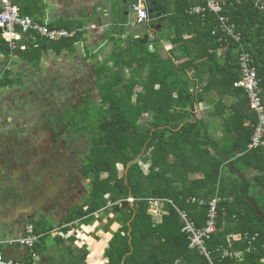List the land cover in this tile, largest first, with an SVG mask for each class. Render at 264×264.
Instances as JSON below:
<instances>
[{
	"label": "trees",
	"instance_id": "obj_1",
	"mask_svg": "<svg viewBox=\"0 0 264 264\" xmlns=\"http://www.w3.org/2000/svg\"><path fill=\"white\" fill-rule=\"evenodd\" d=\"M163 1L164 10L158 15H166L169 31L174 29L170 43L178 44L180 54L170 50L169 57L160 56L154 46L162 34L151 39L144 32L138 38L129 36L125 43L119 37L114 39L109 60L95 68L98 106L86 102L78 114L67 117L72 132L92 134L82 176H93V180L84 204L69 212L64 222L68 227L63 231L75 240L74 224L88 226L95 214L111 209L114 217L104 228L112 234L104 253L106 264H264V149H247L257 117L244 91L234 87L242 47L253 58L264 105V10L255 8L250 0H219L226 3L222 15L228 19L227 25L240 38L235 43L214 14H205L203 19L189 14L192 7L204 6L203 0ZM40 3L15 0L21 16L43 24L37 19L43 9ZM127 17L125 10L118 23L124 26ZM47 27L76 33L57 42L36 34L33 40L26 36L17 45L26 44L28 49L11 55L8 43L0 37V57L6 62L16 57L40 69L44 55L74 53L75 45L83 41L80 22L60 20ZM124 31L118 25L114 30L119 35ZM126 70H130L128 77ZM103 73H109V78L100 82ZM11 75V70H3L0 89L22 85L21 78ZM226 96L235 99L234 103L227 106ZM200 104L211 107L208 120H222L219 140L210 134L209 121L195 114ZM139 161L149 162L147 174ZM117 165L123 167L122 176ZM247 174L254 175V184ZM215 196L220 199L216 230L206 241L205 256L189 248L180 213L201 229ZM191 198L197 202L191 203ZM153 200L163 205L160 224L148 213ZM115 222L120 226L111 232ZM29 224L41 235L40 242L53 229L43 219ZM39 246L37 243L34 250L38 252ZM224 249L241 251V259L222 257Z\"/></svg>",
	"mask_w": 264,
	"mask_h": 264
},
{
	"label": "rangeland",
	"instance_id": "obj_2",
	"mask_svg": "<svg viewBox=\"0 0 264 264\" xmlns=\"http://www.w3.org/2000/svg\"><path fill=\"white\" fill-rule=\"evenodd\" d=\"M79 6L76 2L73 7L80 11L77 17L89 20L92 14L82 16L84 9ZM131 16L134 20V15ZM137 25L131 27V34L140 33ZM106 48L100 44L99 48L87 52L79 46L78 55L56 58V61L55 56L49 54L50 57L44 58L39 65L41 69L15 60L16 57L10 62L0 58V76L6 68L13 73L10 77H23L22 85L0 89V231L4 224L8 229L14 227L9 223L15 218L19 224L27 221V216L34 211L31 205L41 207L38 208L39 218L53 208L47 216L52 213L50 218L56 221L67 214L70 206L84 204L93 176L88 179L82 176V163L92 134L72 132L67 117L78 114L86 102L98 106L100 94L95 68L109 60L112 49ZM124 72L128 77L130 70ZM108 78L109 73H103L100 82ZM140 90L136 88L137 92ZM212 129L209 130L211 135ZM139 166L144 174L148 173L149 162L139 161ZM116 168L122 176L123 167L117 165ZM248 180L255 183L253 177ZM128 202L132 203V199ZM3 216L6 219L3 220ZM113 217L111 209L99 212L86 230L78 231L84 232V237L92 229L99 233ZM119 226L115 222L110 228L117 230ZM3 234L13 237L15 231L0 233V239Z\"/></svg>",
	"mask_w": 264,
	"mask_h": 264
},
{
	"label": "crops",
	"instance_id": "obj_3",
	"mask_svg": "<svg viewBox=\"0 0 264 264\" xmlns=\"http://www.w3.org/2000/svg\"><path fill=\"white\" fill-rule=\"evenodd\" d=\"M40 2L43 9L41 10V12L37 13V19L41 22L49 24L61 20L64 22L75 21L82 23V28L80 31L84 32L83 41L75 45L74 53L65 51L58 56L53 53H49L50 55L53 54L55 56V61L56 58L59 60L67 57L73 58V56L78 55L79 46H81L84 51H88L89 49L93 51L95 47L99 48L100 44L102 48L107 47L106 49H108L110 47V49H113L114 39H117L119 37L122 42L125 43L129 36L138 38L139 36L143 35L144 32L148 33L151 39H158V35H163L161 39H158V45L154 46V48H159V54L162 58L169 57L170 50H173L176 55L180 54V51L177 49L178 44L174 46L172 43H170V40L173 38L174 29L172 28L171 31H169V26L167 25L166 21V15H158L159 12H162L164 10V7L162 6V3L164 2L163 0H140L139 4L143 5L147 9L149 15V23L147 26L136 24V16L133 8H129L128 0H40ZM73 2H77V6L80 5L79 7H83L84 12H81L82 16L85 15V17H88V15L92 14V17L89 20H86V18L82 19L81 16L77 17L80 11L76 10V7L73 9V7L75 6V3ZM69 4L72 5H70L69 7ZM81 4L83 6H81ZM125 10H127L128 17L127 23L123 26L118 22L120 20V15L125 12ZM131 15H134L135 21L132 20ZM117 25L125 27L123 35H119V33L115 34L114 30ZM134 25L140 27V33L131 34V27ZM154 48L150 46L149 49L150 51H153ZM218 53L220 55L221 51H218ZM49 54L44 55L42 57V60L44 58L50 57ZM0 58L3 59L2 57ZM14 78H21V80L23 81L22 76H16ZM17 85L19 84H15L12 88L16 87ZM234 101L235 99L230 96H226L224 99V103L227 106L234 103ZM210 109L211 107H208L205 104H200L196 108L195 113H197L198 118L203 117L205 118V120H208L206 118V115L210 111ZM208 121L210 123V128H213V137L218 140L222 138V120L214 118ZM246 176L249 179L252 177L254 178L253 174H247ZM253 182H251V184H254ZM85 197L86 196H83V198ZM76 205H80V203L70 206V210L67 212V214H65L62 219L56 221H53V219L51 220L50 216L52 213L47 216V213L53 210V208L48 212L43 211L44 213L39 218L38 208L41 207H35L31 205L29 207H32L31 210L34 211L31 212L32 214L30 216H27V221L19 224V222L15 221V218L13 222L9 223L13 226L15 225L10 229H8L4 224L5 227H3L0 233H6V231L10 232L11 230L15 231V235L13 237L10 235L9 237H7V235L3 234L4 237L0 239V242H5V244L0 248L4 257L13 261L27 259L29 257L28 249L23 247L21 244H17V240H20L23 237V228L27 224H29L30 221L43 219L45 220V222L47 220L48 222L46 223L49 225L51 224L53 229L43 242H38L40 245V249L38 250V252L36 251V253L38 255L39 264H106L107 259L104 258V253L108 248L109 242L112 239V234H110L108 231H105V229H100L99 233H94L93 229H90L91 231H88L86 236L84 237V232L79 233L78 230H81L83 228L86 230V226L74 224L73 227H75L76 229L75 240L69 239L71 236L69 233H64L63 230L68 227L64 225V222L71 209L74 207H78ZM162 206V202L159 200H153L150 202L148 213L151 215L152 220L155 224H160L162 216L165 214ZM63 209L64 208H62V210ZM29 217L33 218L30 219ZM2 219L4 220L6 219V217L3 216ZM3 223H5V221ZM110 231L115 232L116 230L110 228ZM38 236L39 238L41 237V235ZM84 253L87 254L84 260H82V256L84 255ZM175 264H177V261L175 262Z\"/></svg>",
	"mask_w": 264,
	"mask_h": 264
},
{
	"label": "built area",
	"instance_id": "obj_4",
	"mask_svg": "<svg viewBox=\"0 0 264 264\" xmlns=\"http://www.w3.org/2000/svg\"><path fill=\"white\" fill-rule=\"evenodd\" d=\"M204 6H195L189 10V14L200 16L202 19L205 14H214L218 18L221 29L226 31L235 43L240 42L239 36L233 33L234 28L227 25L228 19L222 15L225 2L219 0H203ZM236 3L239 0H234ZM258 10H264V0H250ZM140 2V1H139ZM136 16V24L147 26L149 23L147 9L138 4L133 7ZM76 31H67L65 29H52L47 27V24H39L30 17H23L20 15L18 6L15 0H1L0 1V37L8 43L10 55L19 51H26L28 46L26 44L17 45V41L29 36L32 38L33 34L44 38L48 42H57L62 39H70L75 36ZM225 36V35H224ZM30 38V39H31ZM224 38V40H228ZM33 40V38L31 39ZM237 64L239 70V80L234 84L236 88H240L247 96L250 110L257 117V124L254 127L253 134L248 144V150L264 149V105L259 88V79L257 78L256 70L253 66V58L250 53L239 47ZM133 202V200H132ZM191 203H196L194 198L190 199ZM220 199L215 196L208 204V213L205 225L201 229H197L195 225L190 222L187 216L180 213L181 221L183 223L182 233L188 234L189 248L197 249L200 253L208 256L206 250V241L216 230V219L218 213V204ZM202 204V201H198ZM39 236L34 233L33 226L28 224L24 228V235L17 244H21L29 251V257L23 260L6 259L0 249V264H39V259L34 246L39 242ZM5 242H0V248ZM11 244V243H10ZM222 257L239 260L242 257V252H230L229 250H222Z\"/></svg>",
	"mask_w": 264,
	"mask_h": 264
},
{
	"label": "water",
	"instance_id": "obj_5",
	"mask_svg": "<svg viewBox=\"0 0 264 264\" xmlns=\"http://www.w3.org/2000/svg\"><path fill=\"white\" fill-rule=\"evenodd\" d=\"M140 0H128V6L129 8H133L136 7L139 4ZM258 213V211H257Z\"/></svg>",
	"mask_w": 264,
	"mask_h": 264
}]
</instances>
